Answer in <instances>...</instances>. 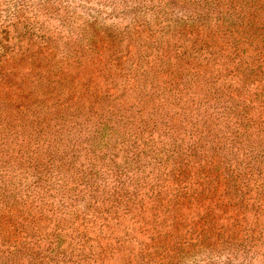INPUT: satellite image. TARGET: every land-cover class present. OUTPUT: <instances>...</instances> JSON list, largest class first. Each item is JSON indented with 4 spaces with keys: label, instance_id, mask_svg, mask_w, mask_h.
I'll return each instance as SVG.
<instances>
[{
    "label": "rangeland",
    "instance_id": "rangeland-1",
    "mask_svg": "<svg viewBox=\"0 0 264 264\" xmlns=\"http://www.w3.org/2000/svg\"><path fill=\"white\" fill-rule=\"evenodd\" d=\"M0 264H264V0H0Z\"/></svg>",
    "mask_w": 264,
    "mask_h": 264
}]
</instances>
